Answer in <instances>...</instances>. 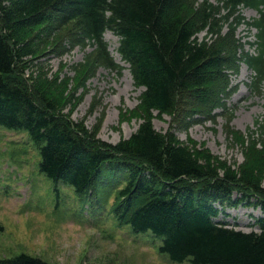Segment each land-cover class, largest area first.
Returning <instances> with one entry per match:
<instances>
[{"label": "trees", "instance_id": "16d2710c", "mask_svg": "<svg viewBox=\"0 0 264 264\" xmlns=\"http://www.w3.org/2000/svg\"><path fill=\"white\" fill-rule=\"evenodd\" d=\"M195 3L0 0V126L30 137L39 149L41 174L55 185H69L78 196L99 199L118 192L112 207L117 222L130 226L134 234L160 239L159 252L171 262L264 264V119H258L247 136L246 148L258 143L261 149L256 145L253 149L260 157L243 170L154 128L155 118L172 116L180 109L199 113L201 108L194 105L181 108L186 96L191 99L186 105L194 101L223 106L214 99L212 87L232 70L236 55H227L224 39L209 43L208 38L221 39L226 26L230 33L243 24L257 30V39L250 44L257 53L245 52L239 63L252 71L251 88L258 92L264 84V0ZM242 8L258 11L260 18L247 21ZM71 24V43L91 45L96 53L95 59L86 58L90 74L81 77L78 86H84L100 67L118 69L105 41V34L111 32L119 39L121 61L129 66L137 88L144 89L143 122L130 139L117 145L97 147L93 136H79L56 115L63 103H72L78 86L60 92L65 84L44 73L32 76L33 85L23 78L27 60L37 58L44 43L43 35ZM240 206L262 212L255 217L252 231L239 230L228 221L227 210ZM0 264L51 263L22 253L0 257Z\"/></svg>", "mask_w": 264, "mask_h": 264}, {"label": "rangeland", "instance_id": "374dc122", "mask_svg": "<svg viewBox=\"0 0 264 264\" xmlns=\"http://www.w3.org/2000/svg\"><path fill=\"white\" fill-rule=\"evenodd\" d=\"M209 1L218 5L219 0ZM202 2L197 0L195 5ZM241 12L247 21L260 18L254 9L242 8ZM73 30L71 24L43 35L37 58L27 60L29 67L23 74L30 85L44 73L48 79L65 84L60 89L64 92L77 87L81 77L90 74L85 64L86 58H96L94 47L72 44ZM229 33L226 26L221 39L214 35L208 38L209 43L224 39L227 55H236L235 66L212 87L214 99L223 106H203L194 101L186 105L191 100L186 96L181 108L194 105L201 108L199 113L180 109L172 116L155 118L153 124L157 132L173 133L184 144L210 152L227 166L243 170L260 157L253 149L255 145L261 149L258 143L246 146L248 130H255V122L264 119V84L258 92L251 88L252 71L239 63L245 52L257 53L256 47L250 45L257 39V30L243 24ZM204 37L205 33L199 35L200 39ZM105 41L118 69L98 68L84 86L76 88L72 103H63L56 112L79 136H93L92 143L97 147L130 139L144 118L140 109L144 89L137 88L129 66L121 61L118 37L107 32ZM38 88L35 85L34 89ZM40 162L39 149L26 133L0 126L1 258L25 253L51 264H175L159 252L160 239L134 234L130 226L117 222L112 207L118 192L109 197L106 194L103 199L78 196L73 187L55 185L41 174ZM227 213L228 221L246 232L253 230L255 217L262 215L260 209L249 206Z\"/></svg>", "mask_w": 264, "mask_h": 264}]
</instances>
